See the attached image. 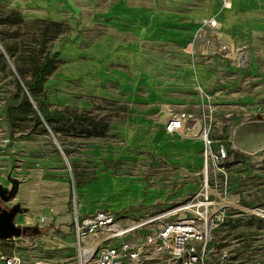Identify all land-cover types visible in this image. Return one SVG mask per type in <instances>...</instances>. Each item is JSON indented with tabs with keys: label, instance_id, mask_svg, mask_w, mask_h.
Instances as JSON below:
<instances>
[{
	"label": "rangeland",
	"instance_id": "rangeland-1",
	"mask_svg": "<svg viewBox=\"0 0 264 264\" xmlns=\"http://www.w3.org/2000/svg\"><path fill=\"white\" fill-rule=\"evenodd\" d=\"M219 39L247 52L243 66L203 50ZM54 53L30 96V56ZM166 110L194 112L224 147L208 175L202 141L167 133ZM0 175L15 223L39 229L2 248L28 260L73 261L76 210L125 221L209 195L227 204L206 264H264V0H0Z\"/></svg>",
	"mask_w": 264,
	"mask_h": 264
},
{
	"label": "built area",
	"instance_id": "built-area-1",
	"mask_svg": "<svg viewBox=\"0 0 264 264\" xmlns=\"http://www.w3.org/2000/svg\"><path fill=\"white\" fill-rule=\"evenodd\" d=\"M221 3L225 8L231 5L229 0H221ZM202 25L216 27L218 20L212 16L206 18ZM199 37L197 32L191 38L189 46L192 52L197 50L195 46ZM203 50L218 54L221 58H226L227 50H230V53H236L239 66L247 61L244 49L235 51L232 45L221 39L217 46H205ZM160 117L167 133L201 140L204 153L207 151L205 156L208 162L212 158L220 163L226 158L222 145L216 151L211 149L210 128L203 125L202 119L194 112L174 113L166 110ZM204 191L210 192L207 181L199 194ZM213 202L206 195L200 203L191 200L165 212L125 221L104 209L86 215L76 210L71 230L75 248L73 261L59 264H137L146 253L164 258L167 264H206L207 236L216 225L223 208L217 205L212 209L211 206L216 205ZM186 212L191 215L186 216ZM181 213L184 215H177ZM17 238L0 239V264H52L40 260L28 263L15 247L9 251L2 248L3 244H16Z\"/></svg>",
	"mask_w": 264,
	"mask_h": 264
},
{
	"label": "water",
	"instance_id": "water-1",
	"mask_svg": "<svg viewBox=\"0 0 264 264\" xmlns=\"http://www.w3.org/2000/svg\"><path fill=\"white\" fill-rule=\"evenodd\" d=\"M12 197V193L0 184V239L20 237L27 233L36 234L39 229L37 226H21L15 223L16 214L21 212L18 204L3 206Z\"/></svg>",
	"mask_w": 264,
	"mask_h": 264
},
{
	"label": "trees",
	"instance_id": "trees-1",
	"mask_svg": "<svg viewBox=\"0 0 264 264\" xmlns=\"http://www.w3.org/2000/svg\"><path fill=\"white\" fill-rule=\"evenodd\" d=\"M56 56V53L51 56L48 54L42 61L38 60L35 55L30 56V60L32 63L30 69L31 79L29 82H24V86L28 89V93L30 94V96L34 97L38 95L40 91L39 89L45 82L46 77L54 70L56 66Z\"/></svg>",
	"mask_w": 264,
	"mask_h": 264
},
{
	"label": "crops",
	"instance_id": "crops-1",
	"mask_svg": "<svg viewBox=\"0 0 264 264\" xmlns=\"http://www.w3.org/2000/svg\"><path fill=\"white\" fill-rule=\"evenodd\" d=\"M220 2H221V0H219ZM230 1V7L229 8H231V6H232V0H229ZM226 9H228V8H226ZM208 18V17H207ZM225 36H226V38L227 39H231V37H230V35H229V32H227V33H225L224 34ZM247 53V52H246ZM196 73H197V70H196ZM198 75V74H197ZM200 77H201V80L203 81V82H205L208 78H209V74L208 73H206V72H203V70L200 72ZM162 114V111L161 112H159V117H160V115ZM82 214V213H81ZM71 234H72V231H71ZM72 237H73V235H72ZM74 240V239H73ZM73 249H74V253H75V248H74V244H73ZM24 259L26 260V262H28V263H32V262H34V261H36V260H40V261H43V262H51L52 264H59V263H61V262H65V260H51V259H45V258H37V257H34L33 256V258H30L29 260L27 259V257H24Z\"/></svg>",
	"mask_w": 264,
	"mask_h": 264
},
{
	"label": "bare ground",
	"instance_id": "bare-ground-1",
	"mask_svg": "<svg viewBox=\"0 0 264 264\" xmlns=\"http://www.w3.org/2000/svg\"><path fill=\"white\" fill-rule=\"evenodd\" d=\"M255 2V1H254ZM245 56L247 57L248 59V54L245 52ZM241 65V64H240ZM203 173L205 175H208L209 171H210V164L207 160H205L204 164H203V169H202ZM1 176V175H0ZM213 204H216V205H226L227 203L223 200H219V202H213ZM24 216V215H23Z\"/></svg>",
	"mask_w": 264,
	"mask_h": 264
},
{
	"label": "flooded vegetation",
	"instance_id": "flooded-vegetation-1",
	"mask_svg": "<svg viewBox=\"0 0 264 264\" xmlns=\"http://www.w3.org/2000/svg\"><path fill=\"white\" fill-rule=\"evenodd\" d=\"M3 204V203H2ZM4 205V204H3ZM5 206V205H4Z\"/></svg>",
	"mask_w": 264,
	"mask_h": 264
}]
</instances>
